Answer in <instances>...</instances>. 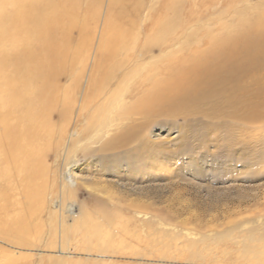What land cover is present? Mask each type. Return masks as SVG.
<instances>
[{"label": "rangeland", "instance_id": "1", "mask_svg": "<svg viewBox=\"0 0 264 264\" xmlns=\"http://www.w3.org/2000/svg\"><path fill=\"white\" fill-rule=\"evenodd\" d=\"M65 1L47 16L56 28L21 33L22 68L18 31L0 37V73L56 71L32 93L38 193L17 205L29 245L0 239V264H264V118L188 105L160 73L264 0Z\"/></svg>", "mask_w": 264, "mask_h": 264}, {"label": "bare ground", "instance_id": "2", "mask_svg": "<svg viewBox=\"0 0 264 264\" xmlns=\"http://www.w3.org/2000/svg\"><path fill=\"white\" fill-rule=\"evenodd\" d=\"M64 2L66 1L0 0V28L6 27L0 29V37L13 34V31L9 33V30L16 29L23 43L22 46L18 45L21 48L16 52H8L11 55V63L16 67H23L24 59L22 60L23 55L20 53L27 51L25 42L28 38L23 37L21 33L27 27L32 29L39 20L46 32L56 28L60 24L59 19L55 17L50 21L47 16L51 14V8L62 6ZM70 3H74L73 0ZM7 6L11 9L5 11L4 8ZM54 34L52 31V36ZM82 48L80 47L81 50ZM76 51L67 46L64 53L72 58ZM41 53L48 58L52 57L54 61L60 55L58 51L52 52L45 47ZM55 72L0 73V239L15 248L29 245L28 237L26 238L27 226H24L25 212L17 205L20 206L23 201L30 204L35 202L38 193L34 155L37 148L35 142L41 136L37 118V103L41 94L33 97L32 93L36 90L43 92L42 88H47L52 82ZM160 73L171 77L170 88L180 89L181 98H184V103L188 105L215 102L228 105L241 114L251 112L255 118H264V109H261L264 106L263 74L261 75L264 73V11L255 9L242 15L233 32L222 33L219 37L213 38L206 49H195L186 57H178L173 60L172 68L169 66ZM109 77L112 80V77ZM247 79L252 81L254 88L251 89L247 85ZM84 94L82 95L84 98H81L83 108L88 101L95 99L94 92L87 90ZM102 96L104 97V95L100 97ZM125 156L130 157L128 153L116 154L113 156V162L118 163ZM71 167H74V164ZM65 209L67 213H72L70 207Z\"/></svg>", "mask_w": 264, "mask_h": 264}]
</instances>
